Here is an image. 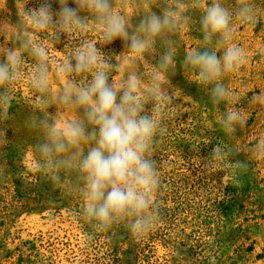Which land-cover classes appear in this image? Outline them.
Returning <instances> with one entry per match:
<instances>
[{
    "label": "clouds",
    "instance_id": "obj_1",
    "mask_svg": "<svg viewBox=\"0 0 264 264\" xmlns=\"http://www.w3.org/2000/svg\"><path fill=\"white\" fill-rule=\"evenodd\" d=\"M9 2L0 0V146L17 86L26 82L36 109L24 122L35 137L28 171L61 188L72 174L81 218L95 229L122 224L132 235L150 232L167 207L154 148L179 114L170 77L179 66L213 104L233 105L215 120L225 136L246 129L250 116L225 76L248 59L234 42L237 24H264V6L258 0H136L130 12L128 0H12V20ZM194 20L201 45L178 57L179 37ZM116 40L122 51L104 50ZM61 43L66 54L54 56ZM256 55L264 56V47ZM239 151L214 144L203 170H224V182L227 176L234 183L249 158L264 159V130L251 135L248 159H229ZM6 162L0 147V175Z\"/></svg>",
    "mask_w": 264,
    "mask_h": 264
},
{
    "label": "rangeland",
    "instance_id": "obj_2",
    "mask_svg": "<svg viewBox=\"0 0 264 264\" xmlns=\"http://www.w3.org/2000/svg\"><path fill=\"white\" fill-rule=\"evenodd\" d=\"M128 3L131 12L136 0ZM258 3L264 6V0ZM9 8L15 20L12 0ZM234 42L248 59L225 82L241 98L239 106L250 116L248 127L225 136L215 120L233 105L213 104L206 89L189 82L177 67L170 79L179 96L174 101L179 114L154 148L162 164L161 197L167 207L163 219L142 235L130 234L122 224L101 231L82 219V199L72 190V174L61 188L28 171L35 137L24 122L36 110L35 93L26 82L18 85L5 121L8 138L0 146L7 158L0 175V264H264V159L247 157L251 135L264 130V56L256 55L264 47V24L238 23ZM200 45L194 20L179 37L177 55ZM62 47L58 44L52 54L63 57ZM104 50L119 53L123 47L116 40ZM220 142L240 149L229 159H250L234 183L227 176L224 182V170H203L212 146Z\"/></svg>",
    "mask_w": 264,
    "mask_h": 264
}]
</instances>
